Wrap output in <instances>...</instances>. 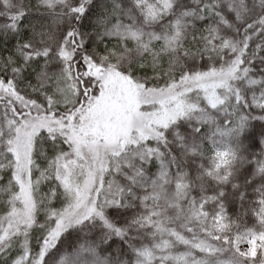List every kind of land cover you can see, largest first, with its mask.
Returning <instances> with one entry per match:
<instances>
[{
  "label": "snow or ice",
  "instance_id": "6c2138e0",
  "mask_svg": "<svg viewBox=\"0 0 264 264\" xmlns=\"http://www.w3.org/2000/svg\"><path fill=\"white\" fill-rule=\"evenodd\" d=\"M0 264H264V0H0Z\"/></svg>",
  "mask_w": 264,
  "mask_h": 264
}]
</instances>
